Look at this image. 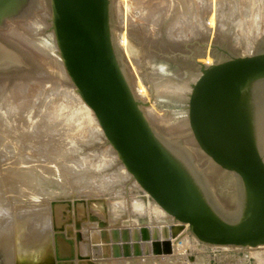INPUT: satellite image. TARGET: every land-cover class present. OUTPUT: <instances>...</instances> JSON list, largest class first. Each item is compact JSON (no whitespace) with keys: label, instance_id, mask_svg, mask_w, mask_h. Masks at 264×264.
Masks as SVG:
<instances>
[{"label":"water","instance_id":"95a60500","mask_svg":"<svg viewBox=\"0 0 264 264\" xmlns=\"http://www.w3.org/2000/svg\"><path fill=\"white\" fill-rule=\"evenodd\" d=\"M114 2L49 0L60 59L106 143L142 190L175 222L188 225L199 243L240 250L264 245V36L250 55L235 54L226 43L210 44L215 62L208 67L198 62L208 55L206 39L174 54L202 71L187 107L196 145L237 178L239 197L223 209L191 151L154 131L145 112L149 102L137 98L122 65ZM42 8V0H0V72L26 68L1 33Z\"/></svg>","mask_w":264,"mask_h":264},{"label":"rangeland","instance_id":"374dc122","mask_svg":"<svg viewBox=\"0 0 264 264\" xmlns=\"http://www.w3.org/2000/svg\"><path fill=\"white\" fill-rule=\"evenodd\" d=\"M179 1L176 0L177 3ZM204 1L207 2V0ZM247 1L250 0H232L231 2L236 3L234 6L239 5V14L241 13L242 16L237 14L231 16L230 2L228 0L227 2L218 0L217 7L214 8V15L223 13L225 17L222 16V19L227 21L226 24L219 23L218 20L214 19L216 28L213 33H203V36L191 34L188 38L177 37L176 39V35L183 33L181 25L176 22V12L179 13L182 9L180 6L176 9H174V6L172 8L173 0H115L113 10L118 30V41L121 33H127L126 49L119 43L124 58H122V65L125 67L127 77L134 90L138 87V81L143 85H149V82L154 84L155 78L159 80L160 77V79L163 77V79L179 81L188 78L192 73L202 72L198 67L193 69V64L181 55L174 56L175 53H186L184 46L189 41L208 39L211 44L217 42L222 45L226 43L232 46L233 53L246 55L243 52L244 50L236 49L235 44L238 41L234 39V36L238 32L242 34L241 36L247 35L246 27H249L250 19L245 17L244 13L248 9L251 11L257 9L258 4H261L263 0L256 4ZM195 2L200 4L199 0H195ZM207 4L213 7L212 0H208ZM42 5L40 15L37 14L36 17H33V19L38 16L41 18L37 26L33 25L35 28L38 27L37 30L32 31L33 34L31 33V35L24 27L23 22L19 23L20 29L18 28V30L20 33L24 32V35L30 34L31 41L42 40L38 43L45 44V48L48 47V62H46V59H43L44 61L35 60L31 53L33 52L32 46L22 41L23 39H20L19 42L17 39L12 38L8 35V29H6L3 31L4 33L2 32V35H5L3 41L15 47L23 57V64L26 68H20L16 71L9 70L8 73L1 72L0 74L5 77L10 75L13 78L19 75L49 76L61 80L62 83L66 82L67 86L73 87L60 59L54 36L50 33L51 11L49 0H42ZM214 5L216 6L215 3ZM47 11L49 16L47 13L44 14ZM209 15H213V8ZM207 18L206 21L209 20V17ZM33 19L31 18V20ZM217 22L223 28L220 32L218 31L219 25ZM125 23L128 24L127 27ZM228 30H230L229 35L226 34ZM225 34L228 36L224 37ZM210 51L211 48L209 47L208 52L210 53ZM208 55L211 56V54ZM211 58L214 63V58L212 56ZM53 67H56V69L54 70ZM61 67L62 69H60ZM53 86L55 84L51 86V89ZM189 98V96L187 99H178L176 96L163 97L157 93L154 87V95L149 93L147 99L144 100L149 102V109L147 107L145 112L156 134L168 141L180 142L191 151L198 168L202 170L208 182L209 190L212 192L214 199L218 205L226 209L231 203L235 204L236 199L239 197L237 178L212 162L196 145L187 123ZM82 122V120L78 122L80 127L75 122L80 129L76 126L73 127L79 131L77 133H79L80 138L78 139L80 140L70 139V142L76 143H71V145H68L69 147L66 146L68 153L65 152L63 158L61 155L56 154L61 159L60 165L62 164L64 168L59 167L55 171L53 165L48 164L47 167L49 168L43 174L47 178V182L44 184L50 190V195L45 197L49 202L46 204H49L48 216L46 217L48 219L43 222L44 230H42V233H47L46 239L43 240L44 243L52 242L53 264H264V245L244 250L210 248L199 243L192 236H189L183 245L170 243V240H173V235L171 236L162 228L170 222L173 223V220L169 219V221L166 217H160L161 214L155 207L156 203L135 186L132 178L129 179L123 166L119 164L118 157L112 147L106 143L104 134L101 135L98 130L89 133ZM0 133H2L1 128ZM84 133L88 135L82 138ZM80 134L83 135L80 136ZM1 139L0 136V147L6 143L5 140ZM5 153L6 150L0 148V173L2 175L8 172L7 163L4 160ZM10 153L12 154V150ZM45 155L48 156L47 153ZM59 158L56 157V159ZM89 158L94 162L102 159L104 161L103 166L97 164L96 167L93 163L89 167L87 160L92 161ZM70 161H77L80 166ZM82 165L85 167L84 170ZM41 168L38 170L39 173L43 172ZM37 169L38 166L35 170ZM72 171H77L83 179L78 184V189L70 188V183H67L64 179V176ZM17 172H20V170L15 171L14 174H17ZM2 175H0V178ZM107 179L108 182L106 183ZM101 181H104L103 184ZM1 182L3 181H0V190L2 191L0 192V224L2 228L8 225L9 229H6L7 235L5 237L0 233V264H18L16 262L18 260L16 252L20 245L19 239L26 240L33 235L30 232H27L28 234L21 232L16 225L21 218L27 217L25 213L27 208H19V205L24 204L22 200L28 205V200L25 199L27 189H19L18 186L13 187L11 183L8 187V184L4 187ZM87 185L89 187L85 189ZM91 185L97 190H92ZM137 201L142 204L143 208L136 209L133 206V203ZM117 204L122 208L116 209L115 205ZM37 216L35 212L30 215V226L37 224V221L34 220ZM40 242L42 241L40 240ZM187 245L189 246L187 247ZM28 246L25 247L27 249L33 248L31 245ZM62 246H65L64 250ZM160 246L161 248L163 246L164 249H161Z\"/></svg>","mask_w":264,"mask_h":264},{"label":"bare ground","instance_id":"6f19581e","mask_svg":"<svg viewBox=\"0 0 264 264\" xmlns=\"http://www.w3.org/2000/svg\"><path fill=\"white\" fill-rule=\"evenodd\" d=\"M199 1H200V4H196L195 0H180L178 3L176 2V0H173L174 3H172V8L174 6V9H176L178 6H180V8L182 9L181 12L179 13L176 12L177 14L176 22L178 23V25H181L182 27L181 29H183L182 31L183 33L176 35L175 37L176 39L177 37H180V38L187 37L188 38L190 37L191 34L202 35L203 33H208V32L213 33L215 31L214 29L216 28L214 19L216 21L218 20L219 23H225V24L227 23L225 19H222V16L225 17L223 13H221L222 15L219 13L218 15H214V8L217 7L218 0H212L213 7L210 4L209 6L211 7L208 6L207 4L208 0L207 2H205L204 0H199ZM219 1H222V0H219ZM223 1L227 2V0H223ZM228 1L230 2L229 4L231 6L230 15L232 16V15L237 14L240 16L241 13L239 14V10H238L239 5L234 6V4H236L235 2H231L232 0H228ZM259 1H262V0H250L247 2L256 4ZM263 1H262L263 4L261 2H260L261 4H258L259 7L257 9H254L253 11L248 9V11L244 13V16L250 19L249 27H246V31H248L247 35L245 34V36H241L242 34L241 33L239 34L238 32V34L234 36V39L238 41L235 44L236 49L240 48L241 50H244L243 52H245L247 55H250L252 51L256 49L258 40L262 38V36H264V2ZM225 2L224 4H226ZM214 3L216 4V6L214 5ZM207 6L209 7V9ZM212 8H213V15L210 16L209 14ZM218 10L220 11L219 8ZM46 13L47 15L49 14L48 11L45 12L44 14ZM207 17H209L208 21H206L208 19ZM40 21H41V18L40 16H38L37 18H34L33 20L29 19V20L23 21V23H24V27L27 28L26 30H28L31 34L32 31L37 30L38 28V27L35 28L33 25L37 26L40 23ZM218 22L217 24L219 25ZM19 23L10 24L8 28H6L8 29V35L12 36V38L17 39L18 41L20 39H23L22 41L26 42V44H28L29 46H32L31 48L33 49L32 50L33 52L31 53L35 57V60L38 59V61H41V60L44 61L46 59L47 60L46 62H48V56H49V53L47 50L48 47L45 48L44 47L45 44L44 45L39 44L38 43L39 40L37 42L31 41L29 37L30 34L24 35L23 34L24 32L20 33V31L18 30L20 26ZM127 25L128 24L125 23L126 27ZM220 26L221 25L218 26L219 32L220 30L223 29ZM35 32H38V31H35ZM236 33H237V30H236ZM126 34L127 33L125 32L121 33L120 40H119L121 46L125 49L127 46L126 45L127 44ZM226 34L229 35L230 30H228ZM228 35L224 37H227ZM1 36H2V39H4L5 35H2L1 33ZM189 42L191 43L192 41H189ZM210 44L211 43H209V47H210ZM208 48H207V53L209 54ZM198 62L202 63L204 67H208L213 64L212 58L209 55L206 56V59L199 60ZM12 65L13 64H11V66L9 67L14 68L15 66H12ZM53 68L54 70L56 69V67H53ZM60 69H62V67ZM13 70L16 71L19 69H17L16 67V69H13ZM2 75L0 74V88H1L0 90V128L2 131V133H0V136L2 138L1 140H5L4 142L6 143L4 146H1L0 148L1 150H4V151L6 150V153L4 154V157H5L4 160L7 163L6 165L8 168V172L7 173L5 172V174L3 175L0 173V175H2V177L0 178V181L1 180L3 181L1 183H3L4 187L7 184H8L7 185L8 187L9 183H11L13 187L18 186L19 189H22V188L27 189V190L25 189L27 192L25 194V199L28 200L27 201L28 205L27 203L23 202V200H22V203H24L25 205L24 204L22 206L19 205L20 209L27 208L25 211V213L27 214V217L21 218L17 222L16 225L19 227L21 232H25L26 234H28L29 232L33 233V235L31 234L32 236L28 237L26 240H23L22 238L19 239L20 245L16 252V257L18 259V260L16 259L17 260L16 262H18V264H53L52 262V259H53L52 242L51 241H48L47 243L43 242V240L46 239V234H47V233L45 234L42 233V230H44L43 222L45 221V219H48L46 217L48 216L47 209L49 205V204L46 205L48 201L45 199V197L50 195V190H48L44 184L47 182V178L44 177L43 174L49 168L47 167L48 164L49 165L52 164L55 171H57V168L59 167L61 169L64 168V166L62 167V164L60 165L61 159L59 158V156L61 155L62 157L64 154L68 153L67 147H69L68 145H71V143H73V141L70 142V139L72 140L74 138L75 140H77L78 138H80L79 133H77L79 131L73 128L74 126L78 127L76 123H78L79 120L80 122L81 120L83 121L82 123L87 128L89 133L90 131L96 132V130H98L99 133L103 135V131L100 128V126H98L99 124L94 116V113L82 101L76 89H73L74 87L70 85L67 86L66 82L62 83L61 80L57 78H52L49 76L48 77H34V76L32 77L30 75H19L18 77L15 76L14 78L11 76L12 77L11 78L10 75L9 77L8 75L6 77ZM201 76H202V72L195 73V74L192 73L188 78L186 77L185 79L179 80V81H174L173 79H165V78L163 79V77L162 79H160L161 78L160 77L159 80L155 78L154 84L150 82L151 84L149 83V85L148 84L143 85L142 83H140V81H138V87L137 89H135V93L138 99L144 101L145 99H147V96L150 93V86H151L152 87L151 90H153V95H154V87H155V90L157 91V93H159L163 97L176 96L178 99H187L188 96L190 97L194 85L196 84V82ZM2 80L4 81L2 82ZM53 84H55L56 87L53 86L51 89V86ZM78 125L80 127L79 123ZM81 135L83 134H80V136ZM87 135L88 134L84 133L82 138L86 137ZM11 150H12V154L10 153ZM45 153H47L48 156L45 155ZM56 154L59 156H56ZM56 157H58L59 159H56ZM70 162L77 163V161H70ZM103 163L104 161L102 159H98L96 162H94L93 160L92 161L87 160V165L89 167L92 164L95 165L96 167H97V164L99 166L101 165L103 166ZM77 164L80 166L79 162ZM37 166H38V169L35 170ZM39 168L43 169L42 170L43 172L39 173L38 172ZM82 168L84 170L85 167L83 166ZM123 169L125 173L127 174V176L129 177V179L132 178L124 167ZM18 170H20V172H17V174L16 173L14 174V172ZM86 173L88 174V172ZM62 175H65V174H62ZM60 179H63V178H60ZM64 179L66 180L67 183H70L71 187L70 186L69 187L74 188V189H78L79 187L78 184H80L81 181H83V179L81 178V175L77 171L70 172L67 176H64ZM103 182L104 181H101L102 184ZM107 182H108V179L106 180V183ZM134 184L139 189H141V191L145 194V196L151 198L146 192L142 190V188L138 185V183L135 180H134ZM88 187L89 185L85 186V189H88ZM90 187H92V190L94 189L97 190L92 185ZM0 192L2 191L0 190ZM138 201L134 202L133 206L136 209L143 208L142 204ZM115 207L116 209L122 208V206H120L119 204L115 205ZM155 207L161 214L160 217L163 216V218L166 217L168 218V220L169 219L173 220V223L170 222L169 224H167L166 227L162 228L165 231H167V233L171 234V236L173 235V240H170V243H176L174 245H183L186 242L185 240L189 236H192L190 232L188 231V225L175 222L174 218H172L169 214H167L158 204H156ZM34 212L37 213L38 215L34 219L37 221V224H35V226H30L29 224L31 221L30 215H32ZM0 229H3V230H0V233L2 234L3 237H5L7 235L6 229H9V226L6 225L5 227L2 228L0 224ZM40 240L42 242L39 243ZM155 243L159 244L157 242ZM28 245H31L33 248L32 249L29 248L31 250L27 249L25 246H28ZM188 246L189 245H187V247ZM64 247H63V250L65 249ZM220 248H224V247H220ZM161 249H164L163 246Z\"/></svg>","mask_w":264,"mask_h":264}]
</instances>
